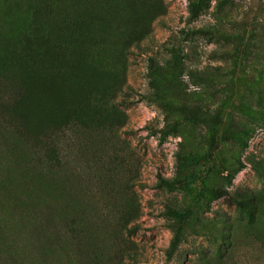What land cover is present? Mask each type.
I'll return each mask as SVG.
<instances>
[{"label": "rangeland", "instance_id": "obj_1", "mask_svg": "<svg viewBox=\"0 0 264 264\" xmlns=\"http://www.w3.org/2000/svg\"><path fill=\"white\" fill-rule=\"evenodd\" d=\"M198 1L0 0V264H264V0Z\"/></svg>", "mask_w": 264, "mask_h": 264}, {"label": "trees", "instance_id": "obj_2", "mask_svg": "<svg viewBox=\"0 0 264 264\" xmlns=\"http://www.w3.org/2000/svg\"><path fill=\"white\" fill-rule=\"evenodd\" d=\"M204 5H205V0H199L196 4H193L191 7L192 15L196 17L199 11L204 7ZM32 8L34 9L35 13H33V15L35 17L42 15L41 17L46 16L48 19H51V17L57 18L59 16V11L52 3V0H35ZM25 58H30V57L22 51L21 47L12 48V50L10 51V59L11 61H13V63H20V61H23ZM29 66L31 68H34L32 63H30ZM198 179H199L198 175L192 176L190 179L185 181L184 187L186 189H189L192 185L198 182ZM172 214L180 219L185 218L184 213L177 212L175 210L172 211ZM181 235H182V227H180L177 230V233L173 240V247H176L178 245L181 239Z\"/></svg>", "mask_w": 264, "mask_h": 264}]
</instances>
